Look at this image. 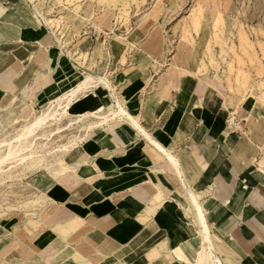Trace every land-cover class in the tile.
<instances>
[{"label": "crops", "instance_id": "1", "mask_svg": "<svg viewBox=\"0 0 264 264\" xmlns=\"http://www.w3.org/2000/svg\"><path fill=\"white\" fill-rule=\"evenodd\" d=\"M53 37L26 19L20 0H0V108L15 99L44 106L88 74ZM94 41L82 38L79 54H92ZM113 74L120 88L126 83L118 92L141 128L121 116L97 122L92 139L64 157L65 176H29L53 200L42 219L5 218L1 233L49 261L79 253L107 264H264V124L248 122L263 115L259 102L228 105L184 69L145 94L140 79L134 93L132 74ZM38 76L41 88L26 95ZM96 102L90 92L76 112Z\"/></svg>", "mask_w": 264, "mask_h": 264}, {"label": "rangeland", "instance_id": "2", "mask_svg": "<svg viewBox=\"0 0 264 264\" xmlns=\"http://www.w3.org/2000/svg\"><path fill=\"white\" fill-rule=\"evenodd\" d=\"M20 10L32 24L50 29L56 42L51 44L60 45L84 73L104 77L112 85L114 92L101 84L81 94L75 106L90 92L97 97L96 104L84 112L106 114L115 109V98L128 111L118 92L122 80H115L113 73L132 74L127 85L134 93L138 83L133 78L140 79L144 88L139 91L145 94V86L153 90L150 85L160 76L184 69L218 91V96H226L228 105L237 104L229 99L241 103L249 96L255 98L263 115L248 122L257 119L264 124V0H20ZM88 36L95 40V49L81 55L78 43ZM168 64H172L171 70H167ZM39 80L40 76L36 77V87L27 89L26 95L41 88ZM58 97L44 106H36L38 101L15 103V99L1 107L0 144L12 140ZM97 122L65 115L37 131L29 140L34 158L24 164H5L0 171V221L17 214L26 220L42 219L38 213L53 200L36 190L29 176L40 170L57 181L65 176L70 165L64 161L68 153L64 148L71 150L73 144L89 142L90 128ZM5 231H0V264H107L79 253L68 260L56 256L49 261V257L31 251L21 237Z\"/></svg>", "mask_w": 264, "mask_h": 264}, {"label": "bare ground", "instance_id": "3", "mask_svg": "<svg viewBox=\"0 0 264 264\" xmlns=\"http://www.w3.org/2000/svg\"><path fill=\"white\" fill-rule=\"evenodd\" d=\"M169 65L170 64H168L167 66ZM101 84L104 85L107 89H109L110 92H114L112 85L109 83V81L106 78L93 76L89 73L85 74L83 80L73 90L61 96L60 98L56 99L55 101L51 102L45 112H42L40 115L36 116L34 119L30 120L26 125H24L12 140L3 141V143L0 144V171L5 164L14 163V162L19 164H24L25 162L27 163L28 160L30 161V159H33L35 153H32L33 152L32 147L34 145L33 143L30 144L29 140L36 135L37 131L47 127L51 122H59L65 115H74V116L77 115V118L79 120H83L89 117L98 119L99 121L97 124L99 126L107 123L110 120V118L121 116L129 119L131 123L136 125V127L141 128L140 125L136 121H134L133 117L126 111V109L123 107V105L117 98L114 99L115 109L109 111L106 114L98 115L95 114L94 112H89V111L88 112L83 111L79 113L76 112L77 106H75L74 104L76 103L75 101L79 99L80 95L83 93H88L91 89L96 88ZM113 96H115V94H113ZM60 132H61L60 130L57 131V133ZM75 145L76 144H73V146ZM3 148L5 149L4 151H2ZM64 151L69 152L70 150L67 149L66 147L64 148Z\"/></svg>", "mask_w": 264, "mask_h": 264}, {"label": "built area", "instance_id": "4", "mask_svg": "<svg viewBox=\"0 0 264 264\" xmlns=\"http://www.w3.org/2000/svg\"><path fill=\"white\" fill-rule=\"evenodd\" d=\"M232 126H235V125H232ZM232 126H230V127H232Z\"/></svg>", "mask_w": 264, "mask_h": 264}]
</instances>
